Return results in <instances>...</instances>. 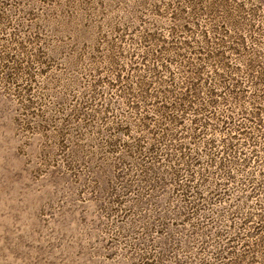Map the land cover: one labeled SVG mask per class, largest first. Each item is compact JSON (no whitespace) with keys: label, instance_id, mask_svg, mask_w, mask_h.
<instances>
[{"label":"rangeland","instance_id":"1","mask_svg":"<svg viewBox=\"0 0 264 264\" xmlns=\"http://www.w3.org/2000/svg\"><path fill=\"white\" fill-rule=\"evenodd\" d=\"M262 68L264 0H0V264H264Z\"/></svg>","mask_w":264,"mask_h":264},{"label":"trees","instance_id":"2","mask_svg":"<svg viewBox=\"0 0 264 264\" xmlns=\"http://www.w3.org/2000/svg\"><path fill=\"white\" fill-rule=\"evenodd\" d=\"M241 49H243L241 47ZM245 49H243L244 51ZM246 53V52H245ZM261 74L263 75L264 78V68L261 69ZM174 113L171 112L170 114V123L173 125H175L177 123V120L175 118V116H173ZM191 136H194V133H191ZM155 148V146H154ZM154 148H152L149 152V156H148V160L147 163L149 165V170L151 172V174L154 172L155 174L159 175V167H163L165 168L163 176L164 178L170 177L169 181L174 183L173 189L172 191H174V193L176 194H182L185 195V198H187L188 201H190L193 196H197L195 191H192V188L189 185H183V184H179L178 183V175H179V171H176L175 169L171 168L169 165L162 163V161H158L155 157V155H157V152L154 151ZM153 153V154H152ZM155 154V155H154ZM180 159L184 160L185 162L183 163V165H185L186 167V163L191 162L192 160H194L193 158L188 157V155L186 153H182ZM164 164V165H163ZM159 166V167H158ZM215 193V192H214ZM214 193H210V195ZM217 195V194H215ZM164 218L166 217V215L163 216Z\"/></svg>","mask_w":264,"mask_h":264}]
</instances>
